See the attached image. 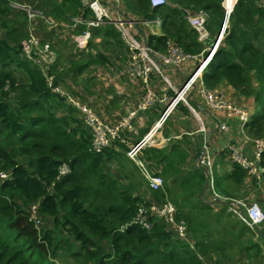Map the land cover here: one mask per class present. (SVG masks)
<instances>
[{"label": "trees", "instance_id": "16d2710c", "mask_svg": "<svg viewBox=\"0 0 264 264\" xmlns=\"http://www.w3.org/2000/svg\"><path fill=\"white\" fill-rule=\"evenodd\" d=\"M31 2L40 7L49 21L47 25L52 27V22H68L74 34L86 26L84 22L74 23L71 17L86 19L90 16L89 9L80 0ZM222 3L226 7V0H166L156 6H150L148 0H122L126 12L143 19H158L161 33L147 34L144 41L158 51L165 49L167 39L188 53L202 48L203 44L196 40L194 29L186 21L187 13L199 10L205 13L204 25L210 34L209 39L216 36L227 17L229 22L221 43L208 61L201 79L210 89L224 93L223 87H226L233 95L249 97L255 110L243 127L251 136H262L264 6L258 0H234L230 11L226 12ZM17 9L11 7L10 0H0V170L8 173L0 178V217L25 240L28 248L41 255L46 252L52 254L54 246L48 229L44 227L43 216L47 215L53 222L59 221L67 237L77 242L79 253L83 251L90 260L89 264H203L197 254L208 258L211 264H233L229 259L219 262L217 258L214 261L211 258L221 254L226 244L231 246L230 236H235L238 231L215 240L212 237L211 223H218L220 219L211 214L214 202L195 197L206 177L203 168L195 165L190 172H184L186 158L182 157L186 149L175 142L160 148L146 145L141 156L148 169L162 177L161 187L152 189L148 186L151 198L143 199L132 192L129 185L120 184L117 178L104 170L103 165L106 159L127 158L125 145L113 138L99 151L92 150L89 129L83 124L78 110L64 95L52 90L42 69L21 53V41L26 37L28 27L24 15ZM93 35L124 45L114 26L109 22L102 23L89 27L84 47H76L77 57L80 51L86 52L94 47L90 41ZM42 40L44 38H40ZM48 43L55 48L50 41ZM125 50L128 57L127 47ZM102 62L109 61L105 54L94 48L89 52V60L71 61L69 69L81 71L90 63L97 65ZM44 70L52 76V86H60L90 105L71 88L73 73L62 68L57 58L45 64ZM17 71L24 79L16 75ZM191 94L188 99L195 105ZM179 110L188 113L186 106L179 103L172 114ZM144 131L142 128L135 135L131 134L132 138H139ZM263 157L264 152L261 154ZM61 162L67 164L68 170L58 174L57 166ZM230 171L232 179L240 181L243 170L232 165ZM165 200L173 204L174 218L185 223L193 247L173 235L155 213L146 214L147 227L132 221L140 205ZM35 201L42 222L39 234L28 219L26 210V206ZM221 201L227 203V200ZM222 226L226 232V227ZM104 238L108 241L105 251L100 245V239ZM55 247L63 248L64 245ZM247 247L248 244L244 250ZM0 264L36 262L24 255L23 247L0 232Z\"/></svg>", "mask_w": 264, "mask_h": 264}, {"label": "built area", "instance_id": "2783aa9c", "mask_svg": "<svg viewBox=\"0 0 264 264\" xmlns=\"http://www.w3.org/2000/svg\"><path fill=\"white\" fill-rule=\"evenodd\" d=\"M117 3V0H114ZM262 5L264 6V0ZM83 6L90 11V16L86 19L73 17L74 23L84 22L85 28L74 35L73 40L77 48H83L87 38L89 37V27L97 26L102 23L109 22L118 32L119 38L128 49V57L126 61L127 75L138 79L142 86V95L138 102L132 108L126 110L115 121L107 122L103 120L98 113L85 101L79 100L70 93L65 92L60 86L51 85L52 76L44 70L45 64L51 61L52 50L48 44L40 41V38L28 30L26 37L21 41L20 50L24 57L36 63L44 72L46 83L52 90L59 92L66 97V100L75 106L78 110L83 124L90 132V145L92 150L99 151L103 146L107 145L111 139L117 138L125 145L124 154L132 161L137 172L145 179L147 186L157 189L162 185V177L151 172L141 156L142 148L151 144V136L155 129L161 126L173 113L179 103L186 106L188 111L193 115L196 122V131L204 132V124L201 117L200 109L188 99L192 91H195L201 98L204 108L209 115H221L218 128L222 131L228 129L227 120L236 118L240 123V132L243 139L247 141L252 148V156L247 157L239 146H235L228 141L220 146L219 152L228 164L237 165L244 174L250 179L258 181L260 174L264 172V158L261 154L264 152V135L251 136L245 132L243 124L250 119L245 105L233 102L219 90L206 87L201 79V74L205 69L208 61L211 59L216 47L222 40L226 29V23L220 28L216 35L215 43H210V34L208 33L205 23V13L201 10L187 13L185 18L190 27L196 33V40L203 44L202 48L195 53L185 52L180 46L174 44L171 40H166V46L163 51L152 49L145 41V36L139 37L133 31L136 28L138 19L130 15L117 13L111 16L108 13L104 0H80ZM150 6L160 5L166 0H148ZM10 5L21 9L26 13L27 27L32 18H43L49 22L40 10H34L33 7L26 2H12ZM158 22V19H154ZM188 64L190 72L182 77L180 82L175 81L163 69L166 67L177 68L182 64ZM160 80V89H156L152 83L155 79ZM154 101L160 104L157 116L154 118L152 125L148 130L137 139H133L137 128L134 117L137 111L149 108ZM127 132V134H126ZM132 134V135H131ZM214 154L209 148L207 138L202 134L200 140V148L195 163L204 169L207 174V183L211 198L216 200H227L229 202L227 209L236 216L242 223L251 229H257L264 222V211L255 200H246L245 197L233 198L220 194L213 187L214 182ZM68 170L67 164L61 162L57 166L58 174L65 173ZM7 172L0 170V178L7 176ZM27 216L36 232L39 234L41 230V218L38 213L37 202H31L26 206ZM155 213L157 217L163 221L170 229L173 235L184 239L192 246V240L187 232L186 225L174 218L173 204L165 200L161 203L150 202L142 204L138 208L132 221H137L147 227L146 214ZM201 258L203 264H211L208 258L197 254Z\"/></svg>", "mask_w": 264, "mask_h": 264}, {"label": "crops", "instance_id": "0c3cea01", "mask_svg": "<svg viewBox=\"0 0 264 264\" xmlns=\"http://www.w3.org/2000/svg\"><path fill=\"white\" fill-rule=\"evenodd\" d=\"M234 2V0H232ZM107 7L108 13L111 16H115L117 13H122L123 15H130L132 17H138L134 13L126 12L122 0H117V3L114 0H104ZM233 4V3H232ZM226 9H231L226 8ZM124 11L126 14H124ZM73 17H71L72 19ZM139 18V19H138ZM138 23L136 28L133 29L134 33L141 37V35L146 36L147 34H160L161 29L159 23L154 19H143L138 17ZM41 17H34L29 22L28 30H30L34 35L39 38H44L42 42L48 44L49 48L52 50L51 61L54 58L58 59V62L61 63L62 68H67V72L73 73L74 82L70 83L71 88L77 92V95H80L93 107V109L98 113V115L107 122L115 121L120 115H122L126 110L135 106L142 95V87L138 79L130 77L126 72V61H127V52L126 46L120 45L119 43L111 40L110 38H105L100 35H93L91 37V44L93 48H89L86 52L80 51L78 57L76 56V46L74 44V33L73 28L70 23L58 21L52 22L53 26L50 27L46 24ZM51 42V47L48 41ZM54 42V44H53ZM94 48L103 54L106 55L108 63L102 62V64L95 65L94 63L88 64L85 68H82L81 71L69 69L70 65L74 62L86 61L89 60V52L93 51ZM125 55V56H124ZM77 57V58H76ZM73 59V60H72ZM72 61V63H71ZM164 71L175 81V83L180 82L182 77L186 76L190 72V67L188 64H182L177 68L173 67H163ZM16 75L24 79V76L17 71ZM156 89H160V80L157 78L152 81ZM223 91L226 96L234 102L248 105L253 110H255L254 103L249 97L236 96L233 95L229 89L223 87ZM191 98L195 103L196 108L200 109L201 117L204 124V132H191L196 128V122L193 115L188 111V113H182L180 110L176 111L172 116L161 126L157 127L151 136V146L156 147H165L169 146L171 142H175L180 145L181 148L186 149V154L182 158H186L183 164L184 172L188 173L195 168V159L198 156L200 148V140L202 134L207 138V143L210 150L214 154V172L217 171V182L216 186L224 190L227 197L237 196L238 191L242 192L246 200H255L261 206L264 211V172L260 174L258 181L250 179L243 172L240 181L235 182L232 179L230 174L231 165L226 162V160L220 155L216 154L219 152L220 146L225 144V141L230 142L235 146H239L243 153L247 157L252 156V148L250 144L243 139V136L240 132V123L236 118H229L227 120L228 129L220 130L218 128V123L221 120V115H209L208 111L204 108L200 96L195 91H192ZM154 105L149 110L137 111L134 117V122L137 128V131L145 128L143 134L148 130L152 125L154 118L157 116L160 104L158 106ZM151 117V118H150ZM149 118L151 119L149 121ZM246 130V129H245ZM246 132V131H245ZM264 158V157H263ZM123 161L132 168L131 170L127 169V165L123 164ZM105 171L109 172L113 177L117 178L118 182L122 184L124 179L130 177L140 178L138 183H142L143 180L137 173L135 166L132 161L128 158L122 157L121 160L118 158L106 159L103 165ZM130 171L129 175L125 171ZM204 171V170H203ZM205 172V171H204ZM206 175V173H205ZM214 178V177H213ZM130 181V180H128ZM170 181V179H167ZM216 182V181H215ZM135 184L134 181H130L128 184L131 187V191L142 196L143 199L151 198V192L149 187L146 185L142 186L141 184ZM226 184H234L232 188V194L229 189L225 186ZM123 185V184H122ZM203 187V184H202ZM200 189L199 194L195 197L201 198L204 201L214 202L211 208V214L215 218H220L219 223L226 219V215L232 217V213L228 214L227 212V203H223L221 200H214L211 198V193L206 185L202 190ZM213 187L214 182H213ZM215 190H217L215 188ZM227 191V192H226ZM194 197V200L196 199ZM212 200V201H211ZM224 213H227L226 215ZM210 214V215H211ZM43 220L45 223L50 224L52 222L51 216L44 215ZM214 220V219H213ZM239 221V220H238ZM213 223H215L213 221ZM233 229H229L225 234H230L232 232H237L235 236H230L232 238V244L242 245L241 248L245 249V236L244 234H239L241 230H245L249 233L250 228H245L243 224L239 221L238 223L233 224ZM260 234L264 237V222L261 224L259 230ZM69 240L77 244V242L69 237ZM247 239V238H246ZM101 240H104L101 241ZM100 245L103 249L104 246L108 249L107 239H100ZM62 249L58 248L55 252H61ZM68 254H71L68 252ZM211 254H214L211 252ZM210 255V254H209ZM261 264H264V258ZM211 262V261H210Z\"/></svg>", "mask_w": 264, "mask_h": 264}, {"label": "rangeland", "instance_id": "374dc122", "mask_svg": "<svg viewBox=\"0 0 264 264\" xmlns=\"http://www.w3.org/2000/svg\"><path fill=\"white\" fill-rule=\"evenodd\" d=\"M11 1L22 3L24 0L23 1L22 0H11ZM258 1L262 4L261 0H258ZM24 2H26V3L29 2V4L33 7L34 10H40L41 11V9H40V7H38V5H34L35 2H31V0L24 1ZM222 5H223V3H222ZM230 5H231V2H229V0H226V7L223 6L224 9L226 10V12L230 11V9H226V8H229ZM11 7L15 8L14 6H11ZM19 11L22 12V14L24 15V17L26 19V13L24 11H22L21 9H19ZM36 16L38 17V15H36ZM228 22H229L228 18L225 17L223 20V23H226V27L228 26ZM220 28H221V26H220ZM219 31H220V29H219ZM218 32H217V34H218ZM214 37H216V36H214ZM214 37L210 38L211 44L215 43ZM220 43H221V41L219 42V44ZM120 45L121 44H118L117 46L120 47ZM227 99H229V98L227 97ZM245 108L247 109L249 114L252 113L253 109L250 106L245 105ZM191 132H196V130H192ZM123 164L127 165V163L125 161H123ZM213 168H214V166H213ZM127 169L131 170V172H133L132 168L130 169V167L128 165H127ZM125 171L127 172L128 175L130 174L129 173L130 171H127L126 169H125ZM216 172L217 171L213 172V174H214V186L220 194L225 195L224 190H222L219 186L218 187L216 186V184H218L217 178H216L217 177ZM128 180H130L132 182L134 181V183L137 184L139 182L140 178H134V180H133L129 175V177L127 179H124L122 181V184L123 185H126V183L128 184L130 182ZM141 182L142 183H138V184H141L142 186L145 185V187H146L145 182L143 180H141ZM225 186L229 189L230 193L232 192V189H234V188H232L234 186V184H226ZM241 197H244V196H243L242 192L240 193V191H238V194H237V196H235V198H241ZM227 211L231 212L229 209H227ZM227 211H225V212H227ZM227 213H224V214L226 215ZM226 216H227L226 219H224L219 224L211 223L210 228L213 232L212 237L214 238V240L225 234V231L223 229H221L223 227L222 225H224L228 231L229 229H233V227H234L233 224L236 225V223L239 222L238 219L236 218V216H234V215H232V217L231 216L229 217L228 215H226ZM44 224H45L44 227H46L49 231L52 243L54 245L53 246V252H51L52 254H50L49 252L48 253L46 252L45 255H43V254L41 255L39 252L28 248V244L25 242V240L22 237H20L19 235H17L15 233V231L7 225L6 220L1 218V217H0V232L2 233L3 236L7 237L14 244H17V245H20L21 247H23L24 255L27 256V258H29L31 261L34 260L36 262V264H89L90 263V260L85 256L84 252L80 251V253H79V250L76 247L77 245L69 240V238L67 237L66 230H64V228L60 227L59 221L57 223L52 221L50 224H48L47 222L45 223V221H44ZM259 228H261V225ZM259 228H257L258 231H259ZM227 231H226V233H227ZM240 234L241 235L244 234L243 236H245V243L248 244V246H249V247H247L246 250L241 248V246H242L241 244L240 245L237 244L235 246H233V244L231 246H228V244H226V246H225L224 250L221 252V254L216 255L217 257L211 256L212 260L214 261V259L217 258L219 262H222L224 259H229L231 262H233V264H261V262L263 261L262 259L264 258V242L261 239V237L259 236V234H257V231L255 229H250L249 233H248L245 229V230H241ZM96 240H98V239H96ZM229 240L231 242L232 238L230 237ZM101 241L104 242V240H101ZM60 244L64 245L63 248H60V249H62V251L61 252H54V248H56L55 246L60 245ZM187 244L189 246V243H187ZM104 248L105 249H103V251L106 250L105 246H104ZM56 249H58V247ZM74 249H77V250H74ZM50 251H51V249H50ZM68 252H76V253L68 254Z\"/></svg>", "mask_w": 264, "mask_h": 264}, {"label": "water", "instance_id": "95a60500", "mask_svg": "<svg viewBox=\"0 0 264 264\" xmlns=\"http://www.w3.org/2000/svg\"><path fill=\"white\" fill-rule=\"evenodd\" d=\"M224 6V5H223ZM206 173V172H205ZM206 183H207V174H206V177H205V180H204V182H203V187H202V190H201V192L203 191V189L205 188V186H206ZM256 231H257V234H259V236L261 237V239L263 240V242H264V237L260 234V232L257 230V229H255Z\"/></svg>", "mask_w": 264, "mask_h": 264}, {"label": "bare ground", "instance_id": "6f19581e", "mask_svg": "<svg viewBox=\"0 0 264 264\" xmlns=\"http://www.w3.org/2000/svg\"><path fill=\"white\" fill-rule=\"evenodd\" d=\"M229 2H231V3H232V0H229ZM230 8H231V5H230Z\"/></svg>", "mask_w": 264, "mask_h": 264}]
</instances>
